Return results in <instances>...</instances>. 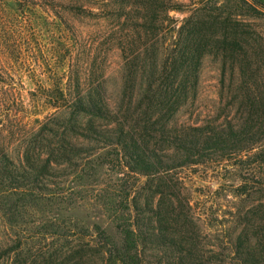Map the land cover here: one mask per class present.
I'll return each instance as SVG.
<instances>
[{
  "label": "trees",
  "instance_id": "trees-1",
  "mask_svg": "<svg viewBox=\"0 0 264 264\" xmlns=\"http://www.w3.org/2000/svg\"><path fill=\"white\" fill-rule=\"evenodd\" d=\"M253 2L252 10L264 8V0ZM219 16L212 17L215 31L223 32L214 37L191 29L175 57L145 63L148 75L138 69L137 57L125 56L117 109L98 82L86 94L78 89L73 102L36 129L10 136L0 130V264H213L199 222L210 218L190 204L193 193L178 172L213 154L221 161L232 151L248 156L264 149V119L257 112L264 105L252 90L244 108L241 87L226 85L227 67L241 63L242 24ZM207 53L222 62L218 117L224 119L181 121L199 98ZM139 74L141 92L134 89ZM117 165L112 171L119 183L95 191ZM71 176L75 183L68 184ZM84 192L96 193L110 221H92L81 204L88 202L75 199ZM240 192L264 196V184L241 186ZM239 206L233 224L221 227L231 240L228 264H264V203L253 222L254 208ZM252 223L259 233L255 242L247 237ZM90 226L99 232L95 241L82 235ZM222 254L216 253L220 260Z\"/></svg>",
  "mask_w": 264,
  "mask_h": 264
},
{
  "label": "rangeland",
  "instance_id": "rangeland-1",
  "mask_svg": "<svg viewBox=\"0 0 264 264\" xmlns=\"http://www.w3.org/2000/svg\"><path fill=\"white\" fill-rule=\"evenodd\" d=\"M251 6H255L253 0H0V130L10 136L19 129H36L73 102L78 89L86 94L98 82H104L108 102L118 107L124 87L125 56L131 60L137 57L138 69L148 75L145 63L175 57L191 29L206 30L214 37L223 32L215 31L218 23L212 17L218 15L235 17L242 24L238 30L241 63L232 69L227 67L226 85L241 87L244 96L240 103L244 108L249 105L247 97L252 90L259 106H263L264 8L256 11ZM230 32L232 36V28ZM221 65L210 53L203 57L199 98L184 111L181 121L202 123L219 118ZM140 81L143 83L139 74L134 89H142ZM257 112L264 119V108ZM232 152L221 161L218 155H210L207 163L178 172L193 193L190 204L198 207L203 218L208 215L211 219L199 222L208 235L206 250L213 264L229 263L226 255L231 240L222 225L226 229L233 224L239 205L254 208L255 213L264 203L261 192L240 195L241 186L251 189L264 184V149L258 146L248 156ZM117 167L110 166L106 178L100 179L102 184H94L93 189L118 184L112 171ZM69 183H75L72 176ZM80 194L75 199L88 202L81 204L86 205L84 210L93 222L100 225L110 221V213L101 210L96 193H82L84 200H80ZM257 217L255 213L251 222ZM254 225L247 234L252 242L259 234ZM88 230L82 231L87 240L99 238L96 227ZM71 237V241H77V237ZM218 252L223 253L224 262L216 255Z\"/></svg>",
  "mask_w": 264,
  "mask_h": 264
}]
</instances>
